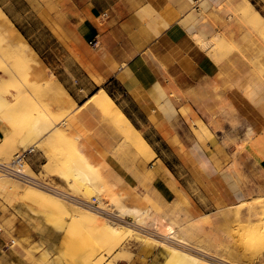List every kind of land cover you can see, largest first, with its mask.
Returning a JSON list of instances; mask_svg holds the SVG:
<instances>
[{
  "label": "rangeland",
  "instance_id": "rangeland-1",
  "mask_svg": "<svg viewBox=\"0 0 264 264\" xmlns=\"http://www.w3.org/2000/svg\"><path fill=\"white\" fill-rule=\"evenodd\" d=\"M248 1L264 17V0ZM26 12L25 8L20 10L21 14ZM27 21L28 24H24L30 29L27 36L36 32L38 39L28 37V42L24 37L26 42L36 49L48 66V74L65 84L76 100L83 101L84 105L77 111L74 100V105L67 102L62 105L58 93L31 73L15 50L4 43L0 32V78L3 80L0 84V135L3 136L0 138V162L9 163L22 150L35 147L36 153H42L44 157L39 168L32 166L36 173L60 189L91 201L98 197L88 193L83 183L66 185L60 182L55 175L59 171L58 165L50 163L54 160L68 166L76 165L75 148L78 142L75 138H86L90 144L85 153L91 154L101 177L120 187L125 191V197L132 199L127 203L145 198L153 214L158 212L177 226H183L188 221L202 225L203 232L193 230L194 233L188 237L193 248L201 247L218 258L227 257L231 263L264 264V242H259L252 255H246V244L234 240L236 232L245 229L232 220L236 214L235 205H232L249 201L254 208L249 213L243 207L241 217L245 220L251 217V222L262 224L264 230V172L260 169L264 160V99L259 101L260 95L250 97L251 92L254 93V88L250 87L252 83L261 81L260 85L263 83L264 86V34L250 29L230 1L212 13L211 22L217 26V34L224 36L226 41L216 49L217 52L214 50L210 53L193 42L194 45L188 48L193 60L189 73H185L190 79L182 78L179 82L174 81L175 84L171 82L170 88L163 83L183 119L176 124L175 142H170L172 147L176 144L178 148L170 150L160 143V147H164L160 159L152 160L149 155L138 154L131 145L108 138L107 123L101 113H94L93 103L90 102V98L97 93L92 85L99 86L103 80L94 79L95 84L89 81L86 74L74 66L72 57L50 55L48 49L55 50L56 41L49 39L42 21L34 20L33 16ZM197 57L204 58L208 68L202 67ZM195 68L199 72H194ZM206 70L209 73H202ZM162 72L165 80L172 79L165 70ZM156 73L160 75L158 71ZM73 79L84 84V94H77L72 88ZM110 87L107 90L113 92ZM71 110H75V113L69 114ZM41 112L49 117H58L56 122L66 117L70 128L65 133L66 139H56L58 149L49 156L45 152L52 140L41 141V135L31 127ZM75 119L79 121L77 130ZM251 127L256 129L255 135L247 138ZM29 173L35 175L31 169ZM22 186L45 192L24 184ZM86 192L88 196L84 195ZM233 194L237 196L236 199ZM9 201L0 197V264H49V260L59 256L55 264H96L95 257L85 256L88 253L86 247L90 249L95 243H90V236H86L79 225L43 210L30 213L31 210L27 208H18L20 204L16 200ZM187 215L190 217L187 218ZM49 218L51 220L47 221ZM126 222L134 225L130 217H127ZM146 229L136 226L134 231L140 237L125 240L109 261L117 258L119 264H168L166 250L152 242L142 243L144 235L140 231ZM58 236H64L65 242L63 251H57L59 254H56L51 247H54ZM214 237L219 240L214 242ZM13 240L17 242L16 245L12 244ZM18 244H21L22 249ZM247 247L249 250L250 247Z\"/></svg>",
  "mask_w": 264,
  "mask_h": 264
},
{
  "label": "crops",
  "instance_id": "crops-1",
  "mask_svg": "<svg viewBox=\"0 0 264 264\" xmlns=\"http://www.w3.org/2000/svg\"><path fill=\"white\" fill-rule=\"evenodd\" d=\"M226 2L0 0V8L27 41L29 38L38 39V35L35 32L27 36L30 29L24 24H28L31 16L34 20L42 21L49 39L56 41L57 51L49 48V54L72 57L74 66L79 67L94 84L95 80H103L101 85L92 86L97 93L105 90L114 99L160 159V153L164 150L160 143L170 150L178 148L176 144L172 147L170 142H175L176 124L183 119L163 83L170 88L171 82L190 79L185 73H189L193 60L188 48L194 45L193 42L197 44L193 35L198 33L205 40L217 35L218 28L211 22L212 13ZM23 8L27 10L25 14L20 13ZM105 14L107 18L101 21ZM97 35V46H92L90 42ZM43 49L47 50L46 47ZM197 59L202 67L208 68L204 58ZM163 70L171 80H165ZM194 72L199 70L195 68ZM58 81L70 93L77 106L76 111L79 110L84 105L83 101L78 102L70 89ZM108 87L113 92L107 90ZM72 88L77 94L86 92L84 84L78 79H73ZM74 125L76 130L79 129L78 119L74 120ZM43 161V154L37 152L32 156L31 165L39 168ZM260 169L264 172V160ZM233 198L237 196L233 194Z\"/></svg>",
  "mask_w": 264,
  "mask_h": 264
},
{
  "label": "bare ground",
  "instance_id": "bare-ground-1",
  "mask_svg": "<svg viewBox=\"0 0 264 264\" xmlns=\"http://www.w3.org/2000/svg\"><path fill=\"white\" fill-rule=\"evenodd\" d=\"M227 1H230V3L236 7V10L241 15V18L245 21V23L249 25L250 29H252L253 31L255 29L257 30V32L264 34V17L248 0ZM0 32L3 35L4 43L15 50V52L22 58L21 62L25 63L31 73L34 74L36 77L40 78L41 81L48 84L49 88L53 89L54 92L58 93L57 97L62 105L64 104V102L74 105L73 99L68 93V91L61 85L60 82L56 81L54 75L48 74L47 65L39 57L35 49L26 42L23 34L18 30V28L13 25L9 17L4 13L1 8ZM193 39L199 46H201V48L209 51V53L218 49L219 46L226 41L225 37L221 34L215 35L212 39L205 40L200 34L195 33L193 35ZM227 47L228 45L226 46V49ZM2 83L3 80L0 78V84ZM260 83L258 82L256 84L255 82V84H248V86L250 85V87L254 88V93L251 92L250 97L254 95H260L261 98L258 97L260 98V100L258 99L259 101H261V99H264V88H262L264 86L263 83L262 85H260ZM252 88L250 89L253 90ZM1 92L2 90L0 87V95H2ZM249 100H252V98ZM90 102L93 103L94 113H101L102 117L107 123L106 133L111 141L117 140L119 142L127 143L131 145L138 154L149 155L152 157V160L157 158L156 153L147 143L145 138L140 135V132L136 129V127L131 123V121L123 113L120 107H118V105L115 103L113 98L105 90L98 91L97 94L93 95L90 98ZM255 103L260 104L259 102ZM9 111L11 113L13 112L12 110ZM74 111L75 110H71L69 114H72ZM58 119V117H49L47 114L41 112L40 115L31 123V127L34 132H36L38 135H41V141L44 142V140L47 139L52 140V142H50L46 147L45 155L47 156H49L51 153L58 149V142L56 139H60V141H63L64 138H67L65 136V133L67 131H70L67 118L65 117L62 120L56 122ZM253 134L255 135V131L251 127L247 132V138H249ZM75 139L78 142V146L76 145L75 148L77 153V164L73 166H68L66 163H60L58 161L54 162V158H52L51 160H53V162L50 161V163H54L56 166L58 165L59 169L58 173L55 174L56 177H58L60 182L66 185L78 182L83 183L84 187L86 186V191L88 193H91L92 195H96V197H98V201L103 202L102 206L105 209L108 208L107 210H109L110 208L111 212L114 213V215L116 216L115 218H117L119 222H117L116 220H109L93 210L73 206L74 204L72 203L68 204L67 202H63V200H58L57 197H55L57 199H54L52 198V196H49L45 192H37L31 189L24 188L22 186L23 184L21 185L20 182H18L17 180L10 177L7 178V176L5 175H0V197L14 202L16 200V202L20 204L18 208H27L31 210L30 213L43 210L44 212H47L49 214L58 215L61 218L68 219L71 224L79 225L81 229L86 233V236L89 235L91 239L93 238L92 240L95 241L93 242L91 239H89L90 237L88 238V240L91 241H89L90 243L95 244H90V249L88 248L89 246L86 247V245H84L88 249L86 250V252L88 251V253H84L87 258L95 257L96 264H119V259L117 258H114L111 261L109 260L111 259L113 252L115 250L117 251V249L122 246L125 240L134 236L140 237V234L134 231L136 229V226H143L148 228L146 230H143L144 232L139 230L140 233L144 235V238H141L142 243L152 242L155 243V245L157 244L158 246L166 250V252L168 253V264H220L219 262H221V264H244L241 261H235L234 263H231L228 258L224 256L218 258V256L216 257L212 255L209 251L201 247L193 248L191 241L190 239H188V237L194 233L193 230L199 232L204 231L203 226L199 223L191 224L188 221V223L184 224L183 226H177L175 225V223L167 221V218L164 217L162 214L158 212H155L153 214L152 207L148 204L145 198L143 200L133 199L132 204L127 203V201L132 200V197L130 198L131 200H129V198L125 197L126 194L124 190H121L120 187L116 186L115 184H112L108 180H105L103 177H101L98 165L94 161H92L91 154L85 153L88 150V145L90 144L89 141L86 138L80 139L78 136H76ZM46 166L47 164L44 165V167ZM50 167L51 165H49V168ZM88 193L83 194L88 196ZM10 201L8 203H10ZM243 207H246L249 213L252 212L254 208L252 202L249 201L242 202L241 204L234 206V208L236 209V214L232 218V220L233 222H235V224L240 223L241 227L245 229L243 231L236 232L234 240L237 242L243 241V243L241 244H246V247L243 246L246 249V255L250 253L252 255L254 249H256L257 245H259V242H264V236H262L264 230L262 224H254L253 222H251V217H247L246 220L241 217V209ZM259 215H261V212L259 213ZM127 217L133 219V224L135 226L130 225L126 222ZM189 217L190 216L187 215V218ZM48 220L50 221L51 219L49 218L47 219V221ZM31 221L33 222L32 218ZM55 221L57 220L55 219ZM120 222L124 223L125 225L121 224ZM132 226H134L135 229ZM34 227L35 224L33 225V228ZM64 233L65 232H63L62 234ZM44 234H46V232ZM63 237H55L56 240L54 238V247L51 248L56 254H59L57 253V251H63L64 249L65 241L63 240ZM67 238L69 239V237H65V239ZM218 240L219 239L217 237L213 238L214 242H217ZM16 243V241H12V244L16 245ZM247 246L250 247L249 250ZM18 247L22 249L21 244H18ZM204 256H207V258L209 259L204 258ZM59 257L49 260L48 263L55 264L56 260ZM213 260H215L216 262H214Z\"/></svg>",
  "mask_w": 264,
  "mask_h": 264
},
{
  "label": "built area",
  "instance_id": "built-area-1",
  "mask_svg": "<svg viewBox=\"0 0 264 264\" xmlns=\"http://www.w3.org/2000/svg\"><path fill=\"white\" fill-rule=\"evenodd\" d=\"M106 18L107 15L105 14L100 20L103 21ZM98 38L99 35L95 36L94 40L90 42V44L93 46H97ZM35 153V147L29 148L27 150H22L20 153H18L14 157V159L9 163L0 162V175H5L7 177L13 178L24 185L45 191L57 198L72 203L78 207L98 212L109 220H116L117 222H119L118 219L115 218L116 216L114 215V213L111 212L110 208L109 210H107L108 208L105 209L102 206L103 202L98 201L97 198L92 199V201H86L84 199H81L77 196L72 195L70 191L60 189L57 185L51 183L45 177H41L39 173H36L31 165V159ZM29 169H31L35 175H30ZM1 234L2 228L0 227V235ZM204 258L209 259L207 258V256H204ZM213 261L216 262L215 260ZM219 263L221 264V262Z\"/></svg>",
  "mask_w": 264,
  "mask_h": 264
}]
</instances>
